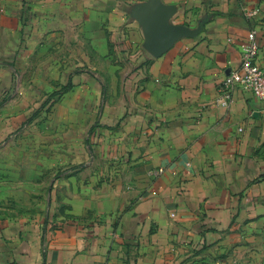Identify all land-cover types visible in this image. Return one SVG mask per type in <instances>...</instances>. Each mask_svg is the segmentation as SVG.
<instances>
[{
	"label": "crops",
	"instance_id": "0c3cea01",
	"mask_svg": "<svg viewBox=\"0 0 264 264\" xmlns=\"http://www.w3.org/2000/svg\"><path fill=\"white\" fill-rule=\"evenodd\" d=\"M251 31L264 68V0H0V264H264V101H215Z\"/></svg>",
	"mask_w": 264,
	"mask_h": 264
},
{
	"label": "built area",
	"instance_id": "2783aa9c",
	"mask_svg": "<svg viewBox=\"0 0 264 264\" xmlns=\"http://www.w3.org/2000/svg\"><path fill=\"white\" fill-rule=\"evenodd\" d=\"M259 10V8L249 10L247 14L252 17L257 15ZM258 51L259 45L256 41L255 31H251L247 40L241 45L240 67L230 70L225 76L220 93L215 100L217 104L229 106L234 100L233 92L236 88L249 91L264 101V68L257 62Z\"/></svg>",
	"mask_w": 264,
	"mask_h": 264
},
{
	"label": "water",
	"instance_id": "95a60500",
	"mask_svg": "<svg viewBox=\"0 0 264 264\" xmlns=\"http://www.w3.org/2000/svg\"><path fill=\"white\" fill-rule=\"evenodd\" d=\"M162 11H159L155 17L150 20L151 31L148 34L147 48L155 55L165 51L176 38L182 34H186L187 29L181 26L171 27L169 29H162L163 22Z\"/></svg>",
	"mask_w": 264,
	"mask_h": 264
},
{
	"label": "trees",
	"instance_id": "16d2710c",
	"mask_svg": "<svg viewBox=\"0 0 264 264\" xmlns=\"http://www.w3.org/2000/svg\"><path fill=\"white\" fill-rule=\"evenodd\" d=\"M70 87H71L70 84H67V85H65V86H62L61 89H59V90H55L51 95H52V97H53V96L60 95L61 93H64V92H66L67 90H69ZM47 102H48V101H47ZM47 102H46V104H47ZM52 104H53V103H52ZM52 104L50 105V107L52 106Z\"/></svg>",
	"mask_w": 264,
	"mask_h": 264
},
{
	"label": "rangeland",
	"instance_id": "374dc122",
	"mask_svg": "<svg viewBox=\"0 0 264 264\" xmlns=\"http://www.w3.org/2000/svg\"><path fill=\"white\" fill-rule=\"evenodd\" d=\"M48 108H50V106H48ZM7 143H9V141H7ZM9 154H10V152H8V155H4V158L8 159V156H10Z\"/></svg>",
	"mask_w": 264,
	"mask_h": 264
}]
</instances>
